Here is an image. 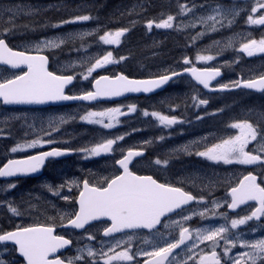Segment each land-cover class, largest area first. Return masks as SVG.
<instances>
[{
  "label": "flooded vegetation",
  "instance_id": "obj_1",
  "mask_svg": "<svg viewBox=\"0 0 264 264\" xmlns=\"http://www.w3.org/2000/svg\"><path fill=\"white\" fill-rule=\"evenodd\" d=\"M236 1H238L243 7V0H0V10L13 8L15 6H22L20 13L14 17V24L8 23V13H3V15L0 16V38L5 39L10 48L19 51H34L31 49H25L23 46L26 44H34L42 40L52 39L59 36L60 38L57 39H65L68 42L73 41L75 43L81 42L79 38L72 37V31L74 29L86 26L87 23L94 21H107L109 23L106 26L107 29L110 27V24L119 22L120 20H118L117 17H109L110 15L105 14L113 11L116 12V14L123 13L122 15L127 18L130 13L134 14L136 13L135 11H139L143 8V12L145 14H138L137 21L139 25L143 24L146 21V28H148L147 22L152 21L150 16L153 9L160 10V21L162 19H166L168 15H172L175 17L172 22L173 27L167 29L161 28L162 32L155 37L162 38V41L166 40V43L169 42L172 44H177V42L183 41L180 39L182 33H177V30L179 29V26H181V23L184 19V15L180 12L181 5H196L199 6L202 10L207 6L222 5L226 7V5L234 4ZM159 3L161 4L160 6ZM133 7L135 8L131 10V8ZM68 11L69 17L68 13H66ZM62 12H65V15L60 16ZM88 12L99 13L103 16L97 18L96 14L95 16H90L92 17V19H90L89 21L63 24L60 27H53V25H60L61 21L69 20L74 16L88 15ZM133 16L134 15H132L131 18H133ZM259 16H256L255 18H258ZM156 21L157 23L160 22L158 19H156ZM259 27H264V25H261ZM9 28H11L12 31L5 34L4 30ZM131 28L133 29L132 26ZM188 33H190L187 34L188 36L191 35V32ZM192 33H195V31H193ZM63 35L70 36L67 38H62L61 36ZM136 36H143L145 39L151 37L150 33L136 34ZM134 37L135 35H132L130 38ZM213 37L214 34H210L204 37V39L209 40ZM122 38L123 36L120 39ZM163 44L164 43H161V45ZM52 51L54 50H43L41 53L46 54L50 60L54 59V53H52ZM256 55L257 57H260L262 56V53H258ZM3 71L6 73V77L4 79H11L15 75H20L23 72V70L15 71L5 66H0V72ZM170 72L172 71L166 73ZM97 76L98 75H95V77ZM4 79H0V81H3ZM186 80L190 84L180 85L181 82ZM76 82L77 79H75V83ZM192 85L195 88H198L199 86H196V83H194V81L188 75H183L182 77L173 79L162 92L153 96H139L136 98L131 97L132 99L126 98L119 101H104L87 105L93 107L98 106L101 109L120 107L121 111L125 112L126 115L119 117V124L121 128L125 129L126 127L128 129V132L121 133L104 131L103 133H98L97 135L100 138L101 143L105 140V138H115L121 135L124 136V139L122 141H118V143L113 146L114 151L112 153L87 157L84 152L80 151L81 149L70 147L69 149L74 151L72 155L63 158H52L47 160L43 165L41 174L39 176H26L17 178L11 177L8 179H4V181L13 180L15 182L25 184L27 188H34L37 182L43 184L48 183L54 188L63 190V195L60 196L61 192L56 194V196L53 197L54 202L50 203L49 205L47 204L48 206L45 211L39 209L38 212L30 214V218H33L32 221H21L14 228L7 229V227H4L2 225V219H0V234H4L18 227H29L37 225L53 226L54 234L62 235L72 243L64 246L61 249H58L55 253L50 254L49 259H55L58 257L59 259L64 261V264H68L69 261H72V264H91L93 258L87 256L88 248L93 249V251L97 254L101 250H103L104 252H108V249L112 247V245L117 240L127 241L128 243L116 248V252L123 250L124 246H130L132 253L150 252L154 248L165 246L166 243L175 242L179 238V228L181 225L175 224L173 222L181 220L183 216L191 215L192 217L190 220L184 222L183 226L188 227L190 230H196L205 227H219L220 225L230 226L231 219H239L244 216L250 215L251 210L257 206V202L249 201L244 205H240L235 210H230L227 208V203L231 202L229 190L231 187L237 186L240 180H242L243 177L248 175L249 173L255 175L257 178V183L261 184V186L264 187V162H257L253 165H242L238 163L224 164L223 162L216 163L213 161H209L208 159H200L199 156L194 154L193 157H187V160L191 159L190 164H185L181 162L185 161L183 160L184 157L179 160L177 158L169 160L167 158V154L165 153V149L163 147L162 149L155 148L152 142L141 144L140 142L142 141L132 142L137 136L151 135L147 134V132L144 134L134 132L133 122L134 117H136V115L140 111V102L144 103V110L151 113L150 101L153 98L163 96L167 93L175 91L176 89H182L181 95L185 96L187 94V90H190ZM220 86L221 85H214L213 87L218 88ZM228 86L229 87L226 88L228 90L226 91H216L211 93L205 92L201 87L202 91H204L206 96L208 97L207 105H209V112L208 114L203 115V118L208 117L209 122H212L213 124L223 123L228 120H230V122L243 121V115H239L234 118L232 116H227V112L231 107H240L243 105V99L249 100L247 102L249 104L251 103L253 106L255 105V103L251 102V100H257L258 107H256V110H259V112L261 111L262 102L264 101V91L255 93L242 88L234 89L233 85ZM232 95H238V97H240V102H238L236 105H230V102L225 100L226 96ZM183 96L179 95L177 97H172V100L175 98L177 101L184 100V108L186 109V113H184V111H181V109L183 110L184 108L176 109V107H174L168 110V108H171L170 106L172 104H169L167 106L162 105L167 114H169L170 116H175L177 117L178 121H181L180 123L167 128L171 129V132H164L161 134V136H165L164 138L166 139L170 137V139L165 141L162 145L167 144L166 142L170 140L174 143H176L177 140L181 142L182 137L180 136V134L178 135V133L174 132L175 129L182 123H184L185 125H189V119L193 121L191 124H194L196 120H198L197 117H200L199 111L190 110V108H193V106H189V103L187 104L186 102L188 98L185 100ZM194 97L195 96H192V98ZM131 100L136 102L134 112L128 111V106H130ZM164 100H169V98H166L165 95ZM199 100L200 98H198L196 102L193 103V105L198 104ZM163 104H166V102ZM207 105H204L203 107ZM246 106L248 107L249 105ZM61 108L64 107H58L55 109L60 110ZM146 117L147 116L144 115V118H142L141 116H139L138 118L140 120L145 119ZM127 119V123H121L122 121H125ZM247 122L251 123L255 128L260 130V126L255 120L249 119L247 120ZM16 125L17 122L5 124L3 125V127H1V129L7 132L11 130L13 131V127H15ZM226 126L227 127L222 128V133L219 132L215 135L216 139L212 138L208 143L212 145L218 143L217 141H221L222 137L223 139H227L239 134V129L237 130L234 128H229L228 125ZM232 129H234L233 132H231ZM194 134H196L195 131H192L186 133L185 135L190 136ZM97 135H95V137ZM218 135L221 137L217 138ZM154 139L158 140L156 137H154ZM254 142L255 141L247 146L246 151H251L253 152V154L263 155L261 152L252 149V145L254 144ZM208 143L206 145H208ZM200 144L202 143H193L189 141L186 147L187 150H181L177 154H173V152H167L171 154L172 157L180 154L187 156L186 152L188 151H192L194 153L199 152ZM13 146L14 144H10L9 151ZM7 148L8 146L6 147V149ZM129 148L143 151L142 156L134 158L130 163V170L134 171L138 175H151L160 183H168L176 187H181L184 191L189 192L194 197H196L197 200H199L200 197H203L205 202L198 204L193 201L188 206H185L182 211L177 210L175 213H171L165 217H162L161 224L157 225L153 230H125V232L123 233H116L112 236L105 237L103 235V230L111 223L108 218H101L97 221H92L88 225H86L84 229H76L73 226L68 225V220L73 218L72 214H74L79 209L78 197L82 189V182L84 180H88L90 184L99 185L103 183L106 178L118 175L120 171H122V169H120L119 166L115 164V161L122 158V152L126 153ZM50 149H52V146H47L35 150V152L28 155H12L9 152V154L5 157L4 162H2L0 166L6 163L8 159H20L31 155H36L39 152L48 151ZM200 149H203V146H201ZM79 155L81 157H79ZM157 158H160L162 161L167 159L168 164L166 166L156 165L154 161ZM63 161L73 162L72 166L60 169L59 165L56 164L57 166H54L53 164L54 162H58V164H60L59 162ZM0 181L2 180L0 179ZM65 196L69 197V199L65 200L63 198ZM213 200L223 205L219 209H216L217 215L215 218L202 219L199 215H192L193 212H202L205 208L212 209L213 205L211 202ZM39 207L40 206H36L34 208L35 210H38ZM220 214H225L227 219H225L224 216ZM208 216L211 217V212L208 213ZM165 225H167V227H165ZM89 235L94 236L95 239H87ZM225 235L227 239L235 241L237 246L235 248H231V251L227 256H225L223 255L225 240L221 239L219 241V245L216 247V251L220 254L221 264H233L232 258H235L239 253L250 251V249L240 247V239L254 242L256 240L264 238V217H261L259 220L253 219L251 221H248L244 225H239L236 229H230ZM129 237H131L130 241ZM193 238H195L194 231ZM186 244L190 246V242H186ZM229 247L231 246L229 245ZM194 251L196 253L195 258L198 260L199 255L211 251L210 242L201 243L199 245V248L195 249ZM109 254H114V252ZM174 254V260L173 257H170V260H173V264H184V261H187V264H193V260L188 259V256L191 255V253L188 252V247L181 246V248L174 250ZM81 255L84 256L83 260L75 259L76 257ZM104 259H106V257L102 258L99 255L95 257V260L98 262V264H104ZM146 259L149 258L143 255H135L134 264H144V261ZM0 261H2L3 264H27L25 258L22 256V254L19 253L18 246L7 243H0ZM112 264H133V262L113 261ZM165 264H168V262L166 261ZM242 264H251V261L245 260L242 262ZM256 264H264V261L257 259Z\"/></svg>",
  "mask_w": 264,
  "mask_h": 264
},
{
  "label": "snow or ice",
  "instance_id": "obj_2",
  "mask_svg": "<svg viewBox=\"0 0 264 264\" xmlns=\"http://www.w3.org/2000/svg\"><path fill=\"white\" fill-rule=\"evenodd\" d=\"M21 8L22 6H15L0 10V16L3 13H8V23L14 24V17L20 13ZM258 10H264V0H256V5L251 8V13L255 14ZM190 11L191 9L187 5L180 6V12L182 14ZM214 11L218 12L219 9ZM90 19L92 17L89 15H77L69 20H63L60 25H53V27H60L63 24L85 22ZM174 19V16L168 15L166 19H162L159 23L148 21L147 27L149 29L153 26L165 29L172 28ZM208 20L219 22L216 21L215 16H208L206 19L200 18L201 23H206ZM248 23L252 25H264V15H260L258 18H253V15H249ZM128 30V28H121L114 32L106 31L103 35L99 36V41L103 42L104 45H118L120 38ZM212 30H216L215 23L213 24ZM4 31L7 34L12 29L9 28ZM90 34L92 33H81L80 36L83 37ZM200 35H203V33ZM63 42V39L59 43L54 39H47L40 41L35 46L34 51H16L8 46L5 39L0 38V63L11 65L13 68L21 65L27 67V71L23 72V74L0 81V101L5 105L45 104L48 102L70 100L95 101L100 97H118L129 92H151L180 75V73L172 71L170 74L147 80H133L123 74L114 76L102 75L94 79L93 91H85L80 95H69L66 94L65 89L66 86L71 85L76 79V74L58 75L49 71L48 56L41 54L44 49L58 48L60 43ZM240 50L249 57L258 53H264V38H261L259 41L255 39L250 40L248 43L242 44ZM123 59L125 57H120V60ZM196 59L197 61L207 62L214 60L215 57L212 55H198ZM112 63H118V61L113 58L112 51H107L106 54L96 58L94 63L86 67L84 73L81 74V78L87 80L95 71ZM185 63L190 64L191 61L185 58ZM184 71L190 73L191 77L205 89H210L211 82L221 75L219 67L197 68L193 66L185 68ZM234 86L264 91V75L256 79L236 81ZM228 87V85L220 86L221 90ZM207 104L208 100H199V105ZM128 111L134 112L135 105L128 106ZM124 115L126 113L121 111L120 107H115L99 112L89 111L86 115L80 117V119L92 124L102 125L105 129H111L115 124L119 123V117ZM144 115L156 117L159 124L164 127H170L181 122L175 116L163 115L156 112L149 113L145 111ZM105 117L108 120L107 123H105ZM197 119H202V117H197ZM64 122V118L61 117L60 123ZM230 127L239 129V134L222 139L220 142L212 144L205 150L196 152L195 155L216 163L223 162L224 164L238 163L242 165H253L257 162H264V155L246 151L247 146L257 140L258 131L264 132V130H258L247 121H237L231 124ZM55 130V128L52 129V131ZM45 135L50 137L51 132ZM123 139V135L108 138L102 143L83 148L80 151L84 152L87 157L112 153L114 151L113 146ZM52 143L54 141L50 138H38L26 141L23 144L18 143L10 151L16 153L25 149L36 148L37 145ZM185 150L187 149L185 148ZM66 151L52 148L50 151H42L24 159H8L6 163L0 166V177H13L17 174L35 173L44 164L46 158L65 155ZM259 151L264 153V147H261ZM142 155V150L129 148L126 153L122 152V158L115 161V164L122 169L118 175L106 178L99 185L90 184L88 180H84L78 197L79 209L72 214L73 218L68 220V225L76 229H84L92 221L108 218L111 223L103 230L105 237L112 236L116 233H123L125 230H153L157 225L161 224L162 217L175 213L177 210L182 211L185 206H188L193 201L198 204L205 202L203 197L197 200L196 197L184 191L181 187H176L168 183H160L151 175H138L130 170L129 165L133 161V158ZM154 163L158 166H166L168 160L165 159L162 161L160 158H157ZM15 186V184H10L9 188H14ZM229 195L231 202L226 203L227 208L230 210H235L240 205H244L249 201L257 202V206L251 210L250 215L239 219H231L230 226L220 225L219 227H205L190 230L188 227H184L183 223L192 217L191 215L183 216L181 220L173 222L181 225L178 240L173 243H166L165 246L154 248L150 252L132 253L130 246H124L123 250L116 252V248L128 243L127 241L117 240L108 249V252L101 250L97 254L93 249L88 248L87 256L93 258L91 264H98L95 260L97 255L102 258L106 257L104 264H112L113 261L133 262L134 264L135 255L148 257L149 259H146L144 264H165L166 261L168 264H173L175 256L174 250L181 248V246H186L188 247V252L191 253L188 259L193 260V264H221L220 254L216 251L219 241L221 239L225 240V247L223 249V255L225 256L228 255L231 248L237 246L236 242L227 239L225 234L230 229H236L239 225H244L248 221L253 219L259 220L261 217H264V187L257 183L255 175L249 173L244 176L237 186L230 188ZM63 198L65 200L69 199L67 196ZM211 203L213 205L212 209L205 208L204 211L198 213L193 212L192 215H199L202 219L215 218L217 215L216 209H219L223 205L215 200ZM11 211L13 213L17 212L16 208H11ZM209 212H211V217L208 216ZM220 215L227 219L225 214ZM193 231L195 238H193ZM87 239L94 240L95 237L89 235ZM130 240L131 237H129ZM3 241L14 242L27 264H64V261L58 257L49 259V256L58 249L72 243L64 236L54 234L53 226L44 225L18 227L15 231L0 234V242ZM186 242H190V246ZM204 242H210L211 251L199 255L197 260L194 250L199 248V245ZM240 247L250 249V251L239 253L235 258H232L233 264H242L245 260H250L251 264H256L257 259L264 261V238L254 242L240 239ZM113 252L114 254H109ZM170 257H173V260H170ZM75 259L83 260L84 256L81 255ZM0 264H3V262L0 261ZM68 264H72V261H69ZM184 264H187V261H184Z\"/></svg>",
  "mask_w": 264,
  "mask_h": 264
},
{
  "label": "rangeland",
  "instance_id": "obj_3",
  "mask_svg": "<svg viewBox=\"0 0 264 264\" xmlns=\"http://www.w3.org/2000/svg\"><path fill=\"white\" fill-rule=\"evenodd\" d=\"M155 5V4H154ZM161 4L159 3V6ZM256 5V0H243V7L238 1L231 5H216V6H207L201 10L199 6L196 5H187L190 12H187L184 15V19L177 30V33H182L180 37L182 42H177V44L166 43V40L162 41V38L155 37L159 35L162 30L161 28H156L153 26L151 29L146 28L145 22L143 24H138V14H145L143 8L136 13H130L127 18L123 16V13L116 14V12L111 11L108 14L109 17H117L119 22H114L110 24V27L106 29V26L109 24L105 22H90L86 26L74 29L72 31L73 38H79L81 42H68L65 39L63 43H60L58 48H50L44 50H54L53 58L55 61L51 64V69L55 70L60 74H76L77 85L73 89L74 94L83 93L91 89V82L94 79L95 75L108 74L114 75L117 72L129 73L132 72L134 76H154L169 71H174L181 69L186 66H198V67H210L216 68L219 67L225 72V77L222 81L217 84L221 85H232L239 78L249 79L255 78L261 75H264V53L262 56L257 57L253 55L252 57L247 56L244 52L240 50L241 45L248 43L250 40L259 41L261 38H264V27H259L261 25H252L248 23V16L253 15V18L259 15H264V10H258L257 13H251V8ZM138 6V5H137ZM135 7L131 8L133 10ZM219 9V11H214ZM68 13L69 17V11ZM89 16H95L97 18L103 16L99 13H87ZM161 14L159 9H153L150 18L152 21L157 23L156 19L160 21L159 15ZM65 15V12H62L60 16ZM104 15V16H105ZM133 18H131V16ZM208 16H215L216 21L214 22L208 20L206 23H201L200 18H207ZM231 21V23H229ZM133 22V23H130ZM215 23L216 30L213 31L212 27ZM222 24V26H221ZM195 25V26H193ZM133 27V29L131 28ZM121 28H128L129 30L124 34L123 38L120 39L118 45H104L103 42L99 41V36L103 35L106 31H116ZM228 28L229 30L216 38L204 39L207 35L213 34L221 29ZM195 31V33H192ZM188 32H191V35ZM81 33H92L81 37ZM149 34L151 37L144 38L143 36H136V34ZM198 33V34H197ZM203 33V35H200ZM197 34V35H196ZM132 35H135L134 38H130ZM70 35H63L62 38H67ZM146 37V36H145ZM59 37H54L52 39L56 40L57 43L61 39ZM26 44L23 47L25 49L34 50L35 46L38 44ZM161 43H164L161 47ZM107 51H112L113 58L118 61V63H112L105 66L102 69L95 71L89 79L84 80L81 78V74L84 73L87 66H90L91 63H94L96 58L106 54ZM198 55H212L215 57L212 61H197L196 57ZM62 56V57H61ZM61 57V58H60ZM64 57V58H63ZM120 57H125V59L120 60ZM185 58L191 61L190 64L185 63ZM57 59V60H56ZM6 73L0 72V79H4ZM181 84H190L187 80L180 83ZM178 85V84H177ZM197 86V85H196ZM182 89H176L173 92L167 93L166 98L169 100H164L165 95L158 96L153 98L150 101L151 113L156 112L163 115H168L163 109L162 105L172 104L169 109L176 107V109L184 108V100L177 101L176 98L172 100V97L183 96L181 95ZM201 87L198 88L191 87L187 90V94L183 96L189 106L191 111H199L200 117L202 119L196 120L194 124H191L193 121L188 120L189 125L182 123L179 127L175 129V133L180 134L182 141L176 143L171 140L166 142L167 144L162 145L167 139L161 136L164 132H171V129L164 127L159 124V121L154 116H147L145 119H140L139 116L144 118V103L140 102V111L134 117V132L144 134H151L148 136H137L132 142L142 141L141 143H150L154 144V147L157 149H165L167 158L169 160L177 158L185 161H181L185 164H190V160H187V157H193L194 152H186L187 156L177 155L172 157L168 152H173L177 154L181 150H184L187 147L188 142L198 143L201 142L199 151L205 150L207 147H210L211 144L208 143L210 139H216L215 135L217 133H222V128L230 127L236 121L228 120L223 123L213 124L209 122L208 117L203 118V115L208 114V106L203 107L204 105L194 104L198 98L208 100L205 92L202 91ZM195 96V99L192 98ZM198 97V98H197ZM192 98V99H191ZM191 99V101H190ZM226 101L230 102V105H236L240 102V97L237 96H226ZM190 101V102H189ZM243 99L242 106L231 107L227 112V116H232L233 118L239 115H243V121L249 119L255 120L260 126V130H264V101L262 102V109L256 110L258 107L257 100H251L255 103L253 106ZM166 104H163L165 103ZM136 102L133 100L130 101V105H136ZM127 105V104H126ZM246 105H249L248 107ZM187 108V106H186ZM105 108H100L98 106H87L83 104H76L71 106H66L60 110L53 109H1L0 108V130L1 127L5 124L17 122V125L13 127V131L2 130L0 132V164L4 162L5 157L9 154L12 155H28L35 152V150L52 146V148H75L83 149L87 147H92L97 143H101L98 133H103L104 131H111L112 129H105L102 125L92 124L87 121L81 120L80 117L86 115L89 111H103ZM186 113V109L183 110ZM191 115V113H190ZM189 116V115H187ZM63 117L65 122L60 123V118ZM105 123L108 122L105 117ZM148 120V121H147ZM128 119L122 121L121 123H127ZM120 123V121H119ZM116 125V124H115ZM56 129L52 131V129ZM149 129V130H148ZM128 129H121L118 132L127 133ZM238 130V129H237ZM195 131L196 134L186 136V133ZM234 129L231 130L233 132ZM51 132V136L48 137L46 133ZM95 135H97L95 137ZM177 135V136H178ZM176 136V137H177ZM156 137L158 140H155ZM163 137V139H161ZM221 136L218 135L217 138ZM264 132L259 131L257 135V140L252 145V149L260 152L261 147H264ZM51 139L54 141L52 144L37 145L36 148L25 149L23 151H18L12 153L9 151L10 144H23L26 141H31L33 139ZM106 139V138H105ZM223 139V137H222ZM220 142V141H217ZM208 143V145H206ZM8 148L6 149V147ZM203 146V149H200ZM12 148V147H11ZM168 151V152H167ZM164 152V150H163ZM162 153V152H161ZM264 155V153H262ZM4 156V157H3ZM19 157V156H18ZM79 157H81L79 155ZM200 159H206L204 157H199ZM60 164L53 163L54 166L57 164L59 168H68L72 166L73 162H59ZM56 165V166H57ZM10 184H15L14 188H9ZM51 189V190H50ZM63 190L54 188L48 183H36L34 188H27L25 184H21L15 181H0V219H2V225L4 227L12 226L13 222L16 219L30 218V214L36 213L39 209L45 211L47 206L54 202L53 197L61 192L60 196L63 195ZM40 201V202H39ZM26 202L32 204L34 202L35 206H40L38 210H33L32 212L25 213L23 210L26 208ZM48 204V205H47ZM28 206V203H27ZM34 206V207H35ZM11 208H16L17 212L13 213ZM27 210V209H26ZM19 216H21L19 218ZM9 229V228H8Z\"/></svg>",
  "mask_w": 264,
  "mask_h": 264
},
{
  "label": "water",
  "instance_id": "obj_4",
  "mask_svg": "<svg viewBox=\"0 0 264 264\" xmlns=\"http://www.w3.org/2000/svg\"><path fill=\"white\" fill-rule=\"evenodd\" d=\"M1 65H5V66H7V67H9V68H12V69H21V68H25L26 69V71H27V67L26 66H24V65H21V66H19V67H16V68H13L11 65H6V64H3V63H0ZM177 73H180V75H184V74H187V75H189L190 77H191V74L190 73H187V72H185L184 70H181V71H178ZM119 74H121V73H119ZM124 75V74H123ZM180 75H178V76H180ZM222 75H223V73L221 72V75L219 76V77H217L215 80H213L212 82H211V84L212 83H214L215 81H217V80H219L221 77H222ZM126 76V75H125ZM177 76V77H178ZM159 76H156V77H149V78H129V79H133V80H147V79H154V78H158ZM174 78H176V77H174ZM173 78V79H174ZM192 78V77H191ZM193 79V78H192ZM254 79H256V78H254ZM172 80V79H171ZM170 80V81H171ZM194 80V79H193ZM170 81H168L165 85H163L162 87H160V88H158V89H155V90H153V91H151V92H147V93H145V92H143V91H141V92H129V93H124L123 95H121V96H118V97H100V98H97V100H95V101H81V100H70V101H56V102H48V103H45V104H10V105H5V104H3L4 106H20V107H47V106H55V105H63V104H68V103H75V102H84V103H96V102H98V101H105V100H117V99H121V98H124V97H127V96H132V95H137V96H139V95H151V94H154V93H157V92H159V91H161V90H163L166 86H167V84L170 82ZM195 81V80H194ZM196 82V81H195ZM197 83V82H196ZM198 84V83H197ZM199 85V84H198ZM69 86V85H68ZM68 86H66V88L68 87ZM200 86H202V85H200ZM203 87V86H202ZM239 88V87H238ZM243 88V87H242ZM205 89V88H204ZM247 89V88H246ZM66 90V89H65ZM93 90H94V83H93ZM92 90V91H93ZM205 90H207V91H218V90H221V88H211L210 87V89H205ZM223 90H227V89H223ZM249 90H253V91H257V92H261L260 90H254V89H249ZM3 103V102H2ZM52 150V149H51ZM48 151H50V150H48ZM70 154H72V151H69V150H67L66 151V154L65 155H62V156H59V157H57V158H63V157H66V156H69ZM49 158H53V157H49ZM49 158H46L45 159V161H44V164H45V162H46V160L47 159H49ZM136 158V157H135ZM21 159H24V158H21ZM134 159V158H133ZM43 164V165H44ZM43 165L40 167V169L37 171V172H35V173H29V174H17L16 176H13V177H26V176H33V177H36V176H39L40 174H41V171H42V168H43ZM1 179H8V178H11V177H0ZM13 231H15V230H13ZM11 232V231H10ZM0 243H9V244H14L15 245V243L14 242H12V241H3V242H0ZM15 246H17V245H15ZM20 253V252H19ZM21 254V253H20Z\"/></svg>",
  "mask_w": 264,
  "mask_h": 264
},
{
  "label": "trees",
  "instance_id": "obj_5",
  "mask_svg": "<svg viewBox=\"0 0 264 264\" xmlns=\"http://www.w3.org/2000/svg\"><path fill=\"white\" fill-rule=\"evenodd\" d=\"M128 74H130V75H134L132 72H129ZM27 203H28V206H27ZM35 203H36V202H34V203H32V204H29V202H26V208L23 210V212L27 211L28 213H30V212H32L33 210H35V208H34ZM35 207H36V206H35ZM26 209H27V210H26ZM27 212H25V213H27ZM28 213H27V215H28ZM28 216H29V215H28ZM29 217H30V216H29ZM19 218H20V217H19ZM32 220H33V218H29V219H27V218L16 219V221L13 222V224H12L11 227H16L17 224H18L19 222H21V221L29 222V221H32Z\"/></svg>",
  "mask_w": 264,
  "mask_h": 264
}]
</instances>
